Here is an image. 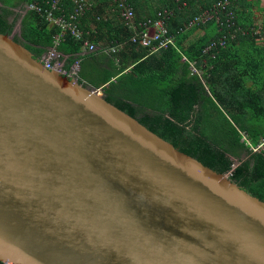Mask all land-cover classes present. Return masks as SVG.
<instances>
[{
	"label": "water",
	"instance_id": "water-1",
	"mask_svg": "<svg viewBox=\"0 0 264 264\" xmlns=\"http://www.w3.org/2000/svg\"><path fill=\"white\" fill-rule=\"evenodd\" d=\"M0 260L264 264V202L0 33Z\"/></svg>",
	"mask_w": 264,
	"mask_h": 264
},
{
	"label": "trees",
	"instance_id": "trees-1",
	"mask_svg": "<svg viewBox=\"0 0 264 264\" xmlns=\"http://www.w3.org/2000/svg\"><path fill=\"white\" fill-rule=\"evenodd\" d=\"M31 1L0 0V33L13 35L18 18L14 9L25 7L20 33L13 38L41 59L60 30L27 9ZM107 1L110 5L100 9L93 4L82 19L81 28L97 51L84 56L83 42L64 36L58 50L67 57V68L83 58L80 84L102 88L107 102L206 166L229 173L264 202V0H228L225 9L219 7V20L213 18L184 33V24L225 0H186L187 5L184 0H162L147 17L156 18L167 8L174 11L169 28L177 49L157 53L132 43L133 31L122 19L118 23L105 17L109 8L116 13L118 9L113 0ZM129 1L136 21L144 20L139 14L141 0ZM63 4L66 14L71 13L72 0ZM90 18L93 30L85 27ZM221 39L224 46L205 52ZM113 46L118 51L107 53ZM84 58L91 61L87 73ZM191 63L201 76L191 74Z\"/></svg>",
	"mask_w": 264,
	"mask_h": 264
},
{
	"label": "built area",
	"instance_id": "built-area-1",
	"mask_svg": "<svg viewBox=\"0 0 264 264\" xmlns=\"http://www.w3.org/2000/svg\"><path fill=\"white\" fill-rule=\"evenodd\" d=\"M117 5V13L127 27L133 31L131 42L139 44L144 48H149L152 53H157L162 50H168L174 47L177 49V39L170 31V21L174 18V11L170 9L159 10L156 18H147L144 20L136 21V13L133 5L129 0H113ZM181 1V0H180ZM64 0H32L27 4V9L35 10L39 13L51 26L58 27L60 32L53 37V44L46 53L39 59L44 67L59 73L60 75L77 81L80 83V63L76 61L70 68H67V57L59 52L58 47L66 34H70L76 40L83 42V50L85 52L93 53L98 50V47L91 43L86 37L89 33L81 28L82 19L87 11L92 8L94 2L92 0H72L73 10L67 13L64 10ZM187 5V1H183ZM228 0L215 6L209 11H204L200 16L191 19L188 23L184 24L181 33L187 32L195 26L204 25L207 21L218 17L219 7L225 9ZM55 11H60L61 14L55 15ZM229 18L233 19L231 13H228ZM230 19V20H231ZM219 20V18H217ZM225 45V39L220 41H213L205 52L216 50L218 47ZM118 47L113 46L107 49V53H116ZM183 61H188L184 56ZM190 71L192 75L201 76V71L197 69L192 63L190 64ZM256 150V149H255ZM3 264H13L4 261Z\"/></svg>",
	"mask_w": 264,
	"mask_h": 264
},
{
	"label": "crops",
	"instance_id": "crops-1",
	"mask_svg": "<svg viewBox=\"0 0 264 264\" xmlns=\"http://www.w3.org/2000/svg\"><path fill=\"white\" fill-rule=\"evenodd\" d=\"M92 2H94L95 5L97 4L99 9L105 7V5L107 3L109 5L111 3V2L109 3L107 0H92ZM161 2H162V0L161 1L160 0H152V2H145L144 0H141L139 8H142V9L139 11V14L141 15L142 18L147 19L152 10H156L157 8H159V5H161ZM25 6H27V5H25ZM15 9H17V8H15ZM109 9H108L109 13L105 17H111V14H112L113 22L117 21L118 23H120L121 18L119 16V14L116 13V11L114 9H112V7ZM111 11H112V13H111ZM91 21H92V19L90 18L86 24L87 26H85V27H87L90 30H93L94 25ZM88 54H89V52H85V51H83V53H82V55H84V56H87ZM81 61H83V58ZM110 69H111V67H109V70ZM100 90H102V88H100Z\"/></svg>",
	"mask_w": 264,
	"mask_h": 264
},
{
	"label": "rangeland",
	"instance_id": "rangeland-1",
	"mask_svg": "<svg viewBox=\"0 0 264 264\" xmlns=\"http://www.w3.org/2000/svg\"><path fill=\"white\" fill-rule=\"evenodd\" d=\"M25 10H26L25 7H24V9H21V8L15 9L16 13L18 14V18H17V22H16V25H15V28L13 31V35H12L13 37L18 36L20 33L21 20H22L23 15L25 14ZM111 13H112V11H111ZM111 17H112V14H111ZM11 19H13V17ZM87 60L88 59H85V61L83 63L84 64L83 72L85 71L86 73L89 71L88 64L89 63L91 64V61H87ZM93 66H94V64H93ZM201 74H202V72H201ZM234 160H237V162H238L239 159L234 158ZM226 174L229 176V173H226Z\"/></svg>",
	"mask_w": 264,
	"mask_h": 264
}]
</instances>
